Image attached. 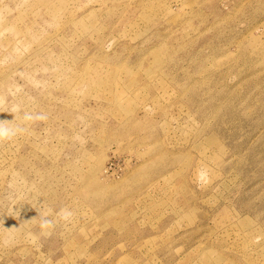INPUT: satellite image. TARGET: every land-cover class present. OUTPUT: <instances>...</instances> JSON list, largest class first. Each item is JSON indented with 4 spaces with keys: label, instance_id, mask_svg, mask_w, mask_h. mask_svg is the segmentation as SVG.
Wrapping results in <instances>:
<instances>
[{
    "label": "rangeland",
    "instance_id": "1",
    "mask_svg": "<svg viewBox=\"0 0 264 264\" xmlns=\"http://www.w3.org/2000/svg\"><path fill=\"white\" fill-rule=\"evenodd\" d=\"M0 130V264H264V0H0Z\"/></svg>",
    "mask_w": 264,
    "mask_h": 264
},
{
    "label": "clouds",
    "instance_id": "2",
    "mask_svg": "<svg viewBox=\"0 0 264 264\" xmlns=\"http://www.w3.org/2000/svg\"><path fill=\"white\" fill-rule=\"evenodd\" d=\"M9 138V134H7L4 130H0V141L6 140ZM207 173L204 171H201L199 173V179L203 182L207 181ZM60 218L63 219L64 221H69L71 218V213L68 212L67 210H62V212L59 214ZM43 224L46 227H54L55 221L54 220H49L47 218H45L43 220Z\"/></svg>",
    "mask_w": 264,
    "mask_h": 264
}]
</instances>
